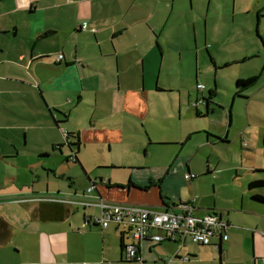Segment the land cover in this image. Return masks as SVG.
<instances>
[{
    "label": "crops",
    "instance_id": "0c3cea01",
    "mask_svg": "<svg viewBox=\"0 0 264 264\" xmlns=\"http://www.w3.org/2000/svg\"><path fill=\"white\" fill-rule=\"evenodd\" d=\"M237 13L253 14L249 23L252 24L255 39L243 36L251 28L247 23L235 19ZM0 16L6 27L3 30L0 28V33L5 30L4 36L10 42L16 41V45L11 46L7 42L4 49L0 47V72L4 73V81L16 84L13 90L6 87L1 89L0 96L16 94L21 99L19 105L42 108L40 115L36 113L10 120L0 117V132H6L2 134L3 138L0 136V158L5 155V150L14 152L23 160L20 169L36 173L38 167H47L45 178L51 174L53 179H57L53 165L44 166L40 160H31L28 156L38 154L45 158L61 152L66 165L72 162L78 166L76 153L79 147L120 144L123 138H130L127 136L125 118L132 117L146 123V141H150L148 84L152 85L154 81L156 91H170L172 85L168 83V87L162 86L160 78L169 71L168 65L161 66L163 52H178L177 61L181 63L185 46L180 31L185 23L192 28L197 65L201 50L196 45L195 27L199 18L203 21L205 33L202 44L208 54L213 44L211 41L208 44L206 27L216 24L225 16H228L227 21H231L234 28L223 33L224 37L217 33L215 40L220 45L227 40L237 41L238 38L246 41L243 49L228 50L222 56L213 53L209 58L211 66L215 68L253 62L252 74L246 79L255 77V82L238 94L231 89L234 93H231L232 102L240 98L245 104L248 99L244 96L246 92L264 77V0H0ZM6 16L12 21L5 20ZM85 17L100 21L101 25L89 28ZM20 24H25L23 33L17 34ZM167 24L174 27L173 31L168 32L169 35L162 32ZM141 26L147 28L142 29ZM209 31L215 32V28H209ZM59 55L60 60L57 59ZM230 56L234 59H229ZM240 73L237 71L236 75L231 76L233 83L241 79ZM255 73L258 75L254 76ZM179 81H183V78ZM189 81L192 83L191 89L183 97L176 93L174 102L177 106L173 105L174 110L180 116L181 107H184L186 112L192 110L196 118H209L207 115L214 112L213 100L218 94L216 84L213 82L212 86L206 88L197 76H192ZM198 84L202 85V90L196 89ZM193 85L194 94L190 98ZM37 92L43 103L36 99ZM258 97L264 100V93H253L249 99L257 100ZM88 98L92 102L86 104ZM197 99L201 104L194 106ZM87 105L95 117L92 115L86 126L79 123L66 128L64 132L61 130L62 143L59 135H53L54 127L59 130V125L67 122L70 114H84ZM44 108L47 110L46 116L43 114ZM220 108L224 111L226 106L220 104ZM229 113L228 110V115L224 116H228L227 127L231 117ZM39 117H49L51 123L41 122ZM257 120L261 121L260 118ZM162 122L166 123L165 119ZM155 128L150 127L152 134L157 133L154 132ZM35 129L42 133L34 132ZM160 130L161 133L164 130L162 124L158 132ZM65 131L77 139L65 137ZM21 133L24 144H20ZM180 133L178 138L171 141L178 154L182 145L192 140L197 131L184 129ZM206 137L212 136L206 134ZM75 142H79L78 145H73ZM66 143L70 145L69 148ZM161 143L165 144L166 141L161 138ZM49 146L51 154L48 152ZM248 152L264 159V149L253 147ZM70 155L76 161H69ZM190 159L175 156L162 165L130 168L133 172L126 183L112 182L107 176L90 179L84 175L88 183L85 182L82 187L87 188L89 182H93L95 188L89 194L83 192L85 189L79 191L72 187L73 170L69 171L71 167H64L66 165L57 168L61 178L68 174L71 180L64 190L56 188L48 180L43 182L42 188H35V181L26 183L29 190H25L26 185L22 183H19L16 191H10L7 185L0 186V190L5 191H0V198L11 194L17 197L14 200L17 204H11L14 206L13 217L8 221L0 214V221L4 223L0 224V264H167L168 260L172 264H264V201L257 199L264 198V186L248 187L249 182L264 179V170L252 168L256 162L258 167H263L260 159L247 158L252 166L246 172L240 169L241 175L242 172L243 175L251 172V175L242 182L234 181L231 176L230 181L207 176L212 173L209 169L197 178L187 164ZM79 168L84 174L88 172L84 165L82 168L79 165ZM186 174L193 175V178L185 180L183 177ZM34 177L36 182L40 181L37 174ZM82 193L84 198L98 197L99 202L138 206L157 212L165 208L166 211L177 212L185 206L194 218L215 213L226 223V241L216 245L214 239L211 246L188 247L185 241L183 244L165 241L164 231L154 229L137 244L139 261H127L122 257L124 253L121 247L127 240L130 241V231L113 224L103 230L96 225H84L83 221L94 218L86 212V208L93 207L99 211L95 206L80 205ZM79 208L81 213L78 212ZM153 236L160 237L161 241H153ZM9 245L17 250L11 252L12 257L16 258L22 253L20 259L7 261L4 250Z\"/></svg>",
    "mask_w": 264,
    "mask_h": 264
},
{
    "label": "rangeland",
    "instance_id": "374dc122",
    "mask_svg": "<svg viewBox=\"0 0 264 264\" xmlns=\"http://www.w3.org/2000/svg\"><path fill=\"white\" fill-rule=\"evenodd\" d=\"M165 14L166 12H164L163 15L165 16ZM253 17V14L246 15L237 13L235 15L236 20L239 19V22L245 24L247 23L248 27L251 28L250 32L247 31L243 33V36L245 38L250 37L251 39H255L253 35L254 32L252 24L250 25L249 23V21H252ZM162 19L163 17L161 18V20ZM227 19L228 16H225L224 18L216 21V24L214 23V25L206 27V38L208 37L209 40L208 44L210 41L213 44V47L212 49H210L209 54L206 52V48H204V45L202 44L203 36L205 38L203 21L201 18L196 20V45L201 50L200 57L197 58L198 65L195 62L194 56L195 43L193 42L192 38V28L188 27L186 23L182 26V30L180 31L181 39H183L185 46V49H182L183 55L181 63L179 64V62L177 61L179 57L178 52L171 53L167 52V50L163 52L161 66L165 67L168 65L169 71H167V74L163 73L160 76L161 83L162 86L165 87H168V83H170L172 86L170 91L166 89H162V91H156V84L154 81L152 82V85L148 84L147 105L149 114L147 117H150V125L148 129V132L150 134V141H146V123L140 122L135 118L128 117L125 118L124 121L125 126L128 125L127 136L130 138H128L127 140L123 138V143L102 144L96 146L86 145L85 147H79L78 153H76V158L77 161H79L78 164L81 168L82 165L86 166V170L88 172H85V174L82 170H80L79 165H73L72 162H67L66 165V162L64 161L65 157L57 152L45 158H42L43 156H38V154H34L33 157L28 156V159L31 158V160H40V162L43 163L44 166H50L51 163L53 165L52 170H54L57 179H53L51 174H49L47 178H45V169L47 167H38L36 173H34L33 170L27 171L20 169V166L22 165L21 162H23V160L20 159L19 156H16L14 152L5 150V155H2L0 158V186L7 185V188H9L10 191H16L20 187L19 183L26 185V183L35 181V188H42V186L44 185L43 182L45 180H48L50 183L54 184L56 188H67L68 183L71 182V180L68 179V174L61 178V175L57 170V168L66 165L64 167H71L69 171L73 170L72 187L74 189L78 188L79 191H83L85 189V187H82L83 184H85V182L88 183L84 175H87L90 179H92L94 176L97 178H99V176L106 178L107 176L112 182L126 183L128 181V176L133 172L131 169L141 168L140 166H144L146 168L148 166H156L160 164L162 165L164 161H168L170 158L173 159L175 156L177 158L180 156L186 158L191 157L190 161L187 164L190 168V172L197 178H199L198 176L205 173L206 169H209L212 170V173L207 176H213L216 177V179H221L224 181H230L234 177V181L242 182L251 175V172L243 175L244 172H246V170H249L252 166V162L247 158L260 159L259 163L261 162L263 167H258L259 165L256 162L254 163L255 167L252 168H255L256 170H264L263 157H255L252 153L248 152V149L253 147L255 149H264V140L262 141V138L264 137V100L260 97H258L257 100L249 99L253 93H264V77L260 78L257 84L251 90L246 92L247 95L244 96L248 99L246 100L245 104H243L244 101L240 98H235V100L232 102L233 97L231 96V93L232 95L234 93L231 91V89H234V83L231 80V76L236 75L237 71H241L239 75V78L241 79L239 80H245L246 77L249 76V74H252L253 62L251 64H249L250 62H245L241 65L230 66L226 68H222L219 66L215 68L211 66V62L209 59L210 55L213 53L222 56L228 50L243 49L244 45L246 44V41L242 39L238 40L239 38L237 39V41L227 40V42H224L222 45H220V43L215 40L217 33H219L220 37H224L223 33L226 34L227 31H230L234 28L232 26V22L227 21ZM5 20L10 22L12 21L9 16H6ZM85 20L89 28L99 27L101 25L100 21H92L86 17ZM24 26L25 24H20L18 26L17 34L23 33ZM4 27L5 26L2 20V16H0V28L3 30ZM141 27L142 29L147 28V26ZM173 28L174 27H171L167 24L162 32L163 34L169 35L168 32L173 31ZM209 28H215V32L211 33V31H209ZM4 31H1L0 33V47L4 49V46L7 42L8 45H16L15 40L10 42L9 38L4 36ZM230 33L231 32H229L228 34ZM199 41L201 44L199 43ZM250 44L245 48H248ZM88 53L92 54L91 52ZM229 59L234 58L233 56H230ZM257 75L258 74L255 73L254 76ZM192 76H197L198 78H200L206 88L212 86L213 82L216 84V92L218 94L213 100L215 102L212 107L214 109V112L208 114L207 116H209V118L207 119L196 118L193 115L192 110L186 112L184 107H181L180 116L177 115V111L174 110L173 105L177 106L174 102L176 93H180L183 97L185 92L191 89L192 83L189 81V79L192 78ZM6 78L9 79L8 77ZM180 78H183V81H179ZM4 79V73L0 72V90L5 87L11 88L13 90L14 87H16V84L14 82H6L4 81ZM258 88H260V90L257 91ZM189 94L191 98V95L194 94V85L193 92L191 91L189 92ZM204 94H206V91H204ZM36 95V99L39 98L42 101L38 92ZM19 97L20 96L16 94L0 96V117H6L10 120L12 119V117H30L32 114L35 115L37 113L38 115H40L42 113V108L40 109L37 107H25L19 105L21 102V99H19ZM25 98L28 99V97ZM192 101L193 100L189 102V105ZM86 102V104L92 102L91 98L86 99ZM220 104H224L226 106L224 111L221 110ZM87 106L88 107L85 108L86 112L84 114H70L69 120L59 125V130L52 126L54 127L53 135H59L60 140L62 141V143H64V138L60 133L61 130L64 132L66 128H71L72 126H75L79 123L81 126H86L89 118L92 117V115L93 117H95V114L92 113L90 106ZM189 107L191 108V106ZM228 110L231 113L232 119L231 117H229V124L227 127L228 116H224L228 115ZM95 113L97 112L95 111ZM202 113H204V110L202 111ZM43 114L45 116L47 114V110L45 108L43 109ZM257 118H260L261 121H258ZM39 119L41 122L51 123L49 117H39ZM162 119H165L166 123H163ZM158 120L161 121V123ZM161 124L164 128L162 133L161 130L158 132ZM103 126L107 125L103 124ZM150 127H156L154 129V132L157 133L152 134ZM214 128L215 130H213ZM184 129H193L196 130L197 133L193 134L192 140H190L189 142L185 140L186 143L182 145V150L178 154L176 146L171 144V141L174 140L173 138H178L180 134H182L180 133V131H184ZM4 132L5 131L2 130V132H0V136H2ZM34 132L42 133L39 129H35ZM205 133L212 137L207 138ZM153 135H155L156 137H153ZM23 138V134L21 133L20 144H24ZM161 138L166 141L165 144L161 143ZM206 138L208 139V142H205ZM137 142H139L140 144ZM48 152H50L51 154L50 146L48 147ZM67 153L69 152L67 151ZM80 161L82 162V165ZM231 168L236 170V172L233 173L234 170H232ZM240 169L244 171L242 172V175ZM36 174L40 178L39 182H36L35 180L34 176ZM230 176L232 177L231 179L229 178ZM211 180L212 178L210 179V181ZM24 189L29 190L28 185H26ZM2 192L5 191L3 190ZM15 199H17V197L12 194L8 195V197L0 198V214L4 215V218H6V220L8 221L9 218L13 217L14 215V206H12L11 204L16 203V201H14ZM78 212L81 213L80 208ZM86 212L94 217H96L98 213L97 210L93 207L86 208ZM10 220L12 221V219ZM96 231L99 232V230ZM96 239H94V242L96 241ZM185 242L188 247L196 246L189 240H186ZM16 243L17 242L15 241V248H17ZM128 243H130L129 240L126 241V244ZM112 245L113 249L115 250V241H113ZM13 248V246L9 245L5 248L6 250H4L6 253L5 255L7 261L18 260L22 255V253H19V256H17L16 258L12 257L11 252L17 251ZM122 257L123 259H125V256L122 255Z\"/></svg>",
    "mask_w": 264,
    "mask_h": 264
},
{
    "label": "built area",
    "instance_id": "2783aa9c",
    "mask_svg": "<svg viewBox=\"0 0 264 264\" xmlns=\"http://www.w3.org/2000/svg\"><path fill=\"white\" fill-rule=\"evenodd\" d=\"M61 56L57 57L60 60ZM202 85H196L197 90H202ZM185 180H190L193 175H185ZM81 206H95L98 208V216L89 221H83L84 225L94 224L100 229H106L109 224L125 228L130 231V243L123 245V253L127 261H139L136 255L137 244L147 237L150 230H162L165 239L183 244L189 240L195 245L205 246L216 237L220 242L226 241V223L220 220L215 213H208L202 218H194L185 206L180 211L157 212L143 207L132 205H118L106 202L88 203L82 202ZM151 239L161 241L158 236ZM167 264H172L171 260Z\"/></svg>",
    "mask_w": 264,
    "mask_h": 264
},
{
    "label": "trees",
    "instance_id": "16d2710c",
    "mask_svg": "<svg viewBox=\"0 0 264 264\" xmlns=\"http://www.w3.org/2000/svg\"><path fill=\"white\" fill-rule=\"evenodd\" d=\"M255 77H249V78H247V79H245V80H239V79H237L235 82H234V90H235V94H238V93H240L243 89H246V88H248V87H250L254 82H255ZM64 136L65 137H69V136H71L72 138H74V140H76L77 139V137L74 135H72V134H70V135H68L67 133H65L64 134ZM78 143L79 142H75V144H73V145H78ZM57 148H58V146H57ZM74 158V157H73ZM74 161H76L75 160V158L73 159ZM259 186H264V181L263 180H261V181H251V182H249L248 183V187L249 188H255V187H259ZM256 198V197H255ZM257 199L259 200V201H264V198H261V197H257ZM180 205H184V204H180ZM224 222V221H223ZM225 223V222H224ZM0 224H4L2 221H0ZM89 225H94V224H89ZM89 225H86V226H89ZM226 225V224H225ZM165 241H168V239H165ZM196 246H200V245H196ZM205 246H211V243L210 244H208V245H205ZM205 246H201V247H205ZM122 248V250H123V246L121 247Z\"/></svg>",
    "mask_w": 264,
    "mask_h": 264
},
{
    "label": "water",
    "instance_id": "95a60500",
    "mask_svg": "<svg viewBox=\"0 0 264 264\" xmlns=\"http://www.w3.org/2000/svg\"><path fill=\"white\" fill-rule=\"evenodd\" d=\"M66 146L69 148L70 145H69L68 143H66ZM77 149H78V147H77ZM70 152H71V151H70ZM60 154H61V152H60ZM73 157H74L73 155H70V156H69V160L74 159ZM65 160H66V159H65ZM259 187H262V186H259ZM94 190H95V188H94L93 182H89L88 187L85 188V190H84L83 192H84L85 194H89L90 192L93 193ZM81 200H82V202L86 201V202H88V203H95V202L98 201V197H94V196H92V197H89V198H84V194L82 193V194H81ZM178 208H181V206H178ZM163 212H166V208H165V210H164ZM215 240L217 241V244H216V245H219V244H220V240H219V238L216 237ZM218 247H219V246H218Z\"/></svg>",
    "mask_w": 264,
    "mask_h": 264
},
{
    "label": "flooded vegetation",
    "instance_id": "af4514ba",
    "mask_svg": "<svg viewBox=\"0 0 264 264\" xmlns=\"http://www.w3.org/2000/svg\"><path fill=\"white\" fill-rule=\"evenodd\" d=\"M194 104H195L194 106H197V104H201V101L197 99L196 102H194Z\"/></svg>",
    "mask_w": 264,
    "mask_h": 264
}]
</instances>
